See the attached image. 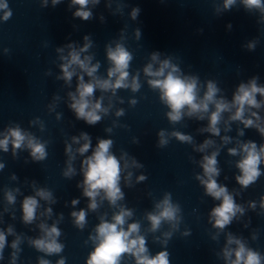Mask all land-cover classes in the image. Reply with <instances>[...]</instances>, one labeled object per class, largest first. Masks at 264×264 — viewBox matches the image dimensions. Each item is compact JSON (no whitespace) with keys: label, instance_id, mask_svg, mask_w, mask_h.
Returning a JSON list of instances; mask_svg holds the SVG:
<instances>
[{"label":"clouds","instance_id":"clouds-1","mask_svg":"<svg viewBox=\"0 0 264 264\" xmlns=\"http://www.w3.org/2000/svg\"><path fill=\"white\" fill-rule=\"evenodd\" d=\"M63 2L64 0H40V6L47 8L51 5L54 8ZM100 2L101 0H69L68 9H75L72 11L74 19L89 21L94 16L92 9ZM112 3L113 0H106V8L111 9ZM238 3L247 13H258L257 23L264 24V0H222L221 5L215 6V12L219 15L231 11ZM121 9L122 5L117 3L116 12H120ZM140 11L138 6L132 7L129 12L130 19L135 21ZM0 13H2L0 21L7 22L12 17L13 13L7 0H0ZM99 19L102 23L105 21L102 14ZM226 27L231 30L232 25L229 23ZM197 31L202 33L203 29ZM141 35L139 28L134 29L137 41L141 39ZM125 39L124 30L121 29L117 39L105 44L108 63L106 76L99 74L101 63L98 60L94 62V54L90 52L94 46L90 34L83 36L82 45L72 41L55 48L59 61L57 65L59 74L55 79L63 81L70 89L73 78L76 79L74 90L66 93L68 109L76 120L95 126L113 110L114 101L124 103L117 95L118 90L137 93L141 89L142 72L148 87L158 93L160 103L167 108L165 116L170 124L179 123L185 118L206 121L204 126L196 129L198 134H208L202 142L197 143L191 134L161 129L157 132L156 147L164 148L172 138H175L180 143L191 145L195 153L202 154L199 160L191 157L190 159H193V163L201 169V172L195 175V179L203 187L204 195L218 201L208 212V223L215 230L211 234V239L218 242L221 234H224L225 238L223 247L216 256L222 259L224 264H264V254L249 247L244 237L225 231L234 221H241L247 210L256 211L259 207L257 215H264V195L260 196L259 201H248L246 206L237 203L235 199L264 175L261 169L264 165V116L260 114L264 111V84L259 83L258 75H254L247 81L239 82L232 92L231 99H228L217 81L213 79L201 81L196 74H185L179 64L174 62L173 56L159 51L149 53L148 62L142 69H137L132 74L130 67L134 57L125 46ZM258 42V38H254L242 47L250 52L255 51ZM8 51L9 49H4L5 53ZM45 75H52L51 70L46 71ZM97 91L100 93L99 96L96 95ZM59 100L61 97L54 94L52 102L47 105L50 113L55 111ZM137 103L135 98L128 100L130 107H135ZM114 115L117 118L122 117L125 110L116 108ZM56 119H61V113L56 114ZM233 123L237 124L234 137L228 135L233 130ZM29 125L38 126L41 132L45 130V124L39 117L30 120ZM115 127L128 126L120 125L117 120H113L112 126L106 127L104 131L110 134ZM245 129H254L261 137V142L258 144L250 139H240L245 136ZM216 138H219V143ZM138 142L134 137L132 143ZM48 144L49 141L40 139L33 132L22 128L19 123H9L0 131V152L8 153L11 150V155L15 159L18 152L27 151L28 158L25 159V163H28L29 159L34 163L47 159ZM230 144L234 146L227 147V154L239 157L234 161V166L238 170L234 179L239 185V190L235 188L229 190L227 185L218 182L221 175L218 156L221 149ZM113 145L114 141L111 138L97 137L93 146L92 137L84 131L64 141V154L67 159L62 176L69 180L74 178L78 174L74 166L75 161L78 157L82 158L79 167L82 179L77 182L76 187L87 200L86 208L78 210L76 208L80 204V198L70 201L73 210L69 215L74 227L79 230L85 229L88 224V213L98 212L105 201L113 209L110 219L107 212L98 216L99 223L94 226L84 242L85 244L91 242L92 245L85 264H125L128 260L133 264H171L167 244L173 234L180 231L183 220L181 206L173 202L170 192H164L161 199L154 201L152 209L145 211L143 215L147 227H142L140 220L133 219L134 209L122 203L125 200V193L121 184L131 188L134 183L146 181L147 176L137 175L133 181L132 170L141 169L144 165L126 151L122 150L117 156L112 151ZM4 168L5 164L0 162V171ZM10 180L17 181V175L12 173ZM25 183L31 188L32 194L23 195L19 187H5L2 190L4 207L0 211V225L4 224V214L10 213V209L16 204L17 196L22 195L20 220L25 226L35 225L38 235L33 237L17 233L11 223L6 227H0V261L5 259V249L10 248L8 264H17L22 251L21 245L26 241L29 247L44 254L37 257V264H52L51 260L44 257L60 255L65 248L59 240L62 230L58 227L64 215L56 214V219L49 224L48 220L54 215L52 205L58 202L57 198L51 190L39 186L35 180L25 179ZM65 206L68 207L69 203L66 202ZM10 216L11 219H16L14 212H11ZM250 222V219L244 222L243 227L248 228ZM164 225H167L168 229L161 231ZM157 232H160L159 236L155 235ZM148 234L153 235V241L159 243L162 250L155 254L150 252L147 246ZM180 234L187 237L191 232L185 229ZM8 237H13L10 243ZM251 239L253 241L258 239L257 232L253 231ZM55 264H66V257L60 256Z\"/></svg>","mask_w":264,"mask_h":264}]
</instances>
